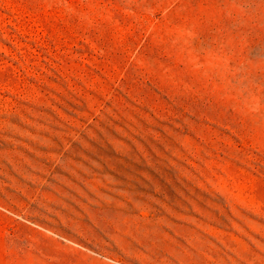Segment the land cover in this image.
Masks as SVG:
<instances>
[{
	"label": "rangeland",
	"instance_id": "374dc122",
	"mask_svg": "<svg viewBox=\"0 0 264 264\" xmlns=\"http://www.w3.org/2000/svg\"><path fill=\"white\" fill-rule=\"evenodd\" d=\"M0 264H264V0H0Z\"/></svg>",
	"mask_w": 264,
	"mask_h": 264
}]
</instances>
